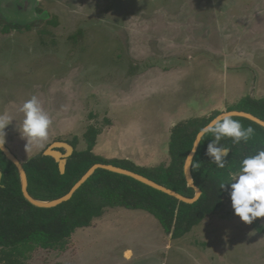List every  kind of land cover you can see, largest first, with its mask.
I'll use <instances>...</instances> for the list:
<instances>
[{
    "label": "rangeland",
    "instance_id": "374dc122",
    "mask_svg": "<svg viewBox=\"0 0 264 264\" xmlns=\"http://www.w3.org/2000/svg\"><path fill=\"white\" fill-rule=\"evenodd\" d=\"M40 2L47 14L33 28L0 25V114L13 118L5 144L22 162L75 135L86 150L90 124L104 158L169 162L176 123L264 97V0ZM33 95L52 123L26 148L19 108ZM28 255L27 264H264V217L243 222L227 197L173 239L148 211L108 207L65 248Z\"/></svg>",
    "mask_w": 264,
    "mask_h": 264
},
{
    "label": "trees",
    "instance_id": "16d2710c",
    "mask_svg": "<svg viewBox=\"0 0 264 264\" xmlns=\"http://www.w3.org/2000/svg\"><path fill=\"white\" fill-rule=\"evenodd\" d=\"M51 23L57 25V18ZM32 27L29 25L26 28ZM12 28L5 25L3 32ZM78 36H82L81 31L73 38ZM238 110L251 112L264 120V97H246ZM219 113L191 117L174 125L169 142L170 161L151 166L137 165L127 158L107 159L94 152L98 130L90 124L83 134L88 143L86 150L77 149L80 136L75 135L68 141L75 150L68 159L64 174L54 158L43 154L46 148L23 162L29 178V192L43 201L59 198L67 194L95 163H107L143 174L187 197H193L195 189L188 186L184 174L186 157L199 130ZM232 118L244 128L251 126L254 134L247 142L242 140L238 144L228 137L221 139L220 145L230 148L223 169L206 155L212 137L201 141L192 163V174L203 193L194 203L181 201L130 176L98 169L70 200L52 208L37 207L24 197L18 169L0 149V169L3 171L0 185V264H27L28 254L38 247L65 248L78 228L90 226L108 207L148 211L160 221L171 238L183 237L206 217L223 209L229 195L226 189H220L221 181L239 169L243 158L264 149L263 126L244 117Z\"/></svg>",
    "mask_w": 264,
    "mask_h": 264
},
{
    "label": "clouds",
    "instance_id": "9594fccd",
    "mask_svg": "<svg viewBox=\"0 0 264 264\" xmlns=\"http://www.w3.org/2000/svg\"><path fill=\"white\" fill-rule=\"evenodd\" d=\"M19 111L23 114V119L17 128L21 137L27 141L26 148L46 140L52 120L38 97L33 95L26 100ZM12 120L8 114H0V147L5 144V129ZM253 134L251 126L244 128L238 120L232 118V113L223 112L199 130L192 149L195 151L197 142L205 137H212L207 145L206 155L218 168L223 169L230 148L221 146V139L228 137L238 144L242 140L247 142ZM186 160L189 167L193 158L189 155ZM219 187L228 191L234 214L243 222L251 224L256 218L264 217V149L243 158L239 169L222 180Z\"/></svg>",
    "mask_w": 264,
    "mask_h": 264
},
{
    "label": "water",
    "instance_id": "95a60500",
    "mask_svg": "<svg viewBox=\"0 0 264 264\" xmlns=\"http://www.w3.org/2000/svg\"><path fill=\"white\" fill-rule=\"evenodd\" d=\"M19 3L20 0H1L0 1V13L1 11L3 13L6 14V10H2V4H6V3H12L15 2ZM23 1V0H22ZM19 8V7H18ZM47 14V12H44V15ZM2 15V14H0ZM7 15H9V12L7 13ZM42 15H38L36 7H33L32 9L28 10L25 18L28 22H32L36 19L41 18ZM226 112H230L232 113V117L233 116H239V117H244L247 119H250L256 123H258L259 125L264 127V120L261 119L260 117L254 115L251 112H247L244 110H237V109H233V110H229ZM223 113V112H221ZM221 113H219L216 117H214L209 123H211L214 119H216L218 116L221 115ZM208 123V124H209ZM198 139V135L196 136V139L194 141V144L196 142V140ZM202 141V140H201ZM201 141L197 142V144L195 145V151H193V149L190 151L189 155L192 156L193 160L194 157L199 149L200 143ZM193 144V146H194ZM0 149L2 150V152L5 154V156L7 157L8 160H10L12 163H14L19 171L20 174V179H21V188H22V192L24 194V197L33 205L37 206V207H43V208H52V207H56L60 204H62L63 202H66L68 200H70L72 198V196L74 195V193L98 170V169H106L115 173H119V174H123L126 176H130L144 184H147L155 189H158L160 191H163L169 195H172L176 198H178L181 201H184L186 203H194L196 202L202 195L203 191L202 189L197 186L195 184L194 178H193V174H192V164L189 165V167L187 166V160L185 161L184 164V174H185V178L188 182V186L192 187L195 189V195L193 197H187L177 191H175L174 189H171L163 184H160L156 181H154L153 179H150L149 177L137 173L135 171H132L130 169L127 168H123L114 164H107V163H95L93 166H91L89 168V170L74 184V186L71 188V190L56 199H51V200H39L36 199L35 197H33L31 195V193L29 192V178H28V174L26 171V168L24 166V163L9 149V147L4 144L2 147H0ZM74 146L66 141H62V140H57L54 141L52 144H50L43 152L44 155L46 156H51L52 158L55 159V161L59 164V168L62 174H64L66 172V166H67V162L68 159L73 155L74 153ZM230 152V151H229ZM188 155V156H189ZM193 163V161H192ZM2 178H3V171L0 169V185H2Z\"/></svg>",
    "mask_w": 264,
    "mask_h": 264
},
{
    "label": "flooded vegetation",
    "instance_id": "af4514ba",
    "mask_svg": "<svg viewBox=\"0 0 264 264\" xmlns=\"http://www.w3.org/2000/svg\"><path fill=\"white\" fill-rule=\"evenodd\" d=\"M40 1L39 0H23V1L20 0L19 3H16L15 1L12 3L8 2L5 5L2 4V10L7 11L6 14L3 13L2 11L0 13L2 14L0 15V25L2 27V30L5 25H10L13 27V29H17L20 27L22 28L27 27L29 25H32L34 27L36 23L42 22L43 20H41L40 18L32 22H28L26 19H24L27 11L32 9L33 7H36L38 15H41V14L44 15L45 11L41 7ZM8 12H9V15H7Z\"/></svg>",
    "mask_w": 264,
    "mask_h": 264
},
{
    "label": "crops",
    "instance_id": "0c3cea01",
    "mask_svg": "<svg viewBox=\"0 0 264 264\" xmlns=\"http://www.w3.org/2000/svg\"><path fill=\"white\" fill-rule=\"evenodd\" d=\"M179 122H180V121H179ZM175 123H176V122H175ZM176 124H177V123H176ZM176 124H175V125H176ZM172 128H173V127H172ZM171 130H172V129H171Z\"/></svg>",
    "mask_w": 264,
    "mask_h": 264
}]
</instances>
